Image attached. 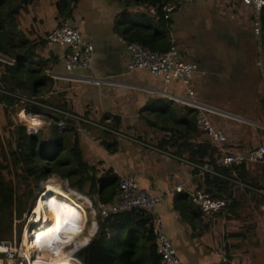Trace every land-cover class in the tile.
<instances>
[{"label": "crops", "instance_id": "1", "mask_svg": "<svg viewBox=\"0 0 264 264\" xmlns=\"http://www.w3.org/2000/svg\"><path fill=\"white\" fill-rule=\"evenodd\" d=\"M55 1L32 0L25 12L18 14L17 21L22 32L38 42L37 52L55 60L53 66L59 68L62 48L39 39L41 31L47 29L44 26L52 28L58 23ZM33 9L40 20L45 19V25L40 23L41 29L35 32L30 26L34 21L30 19ZM120 12L121 6L114 0H78L72 15L74 20H82L80 31L93 48V63L87 72L93 76H113L119 84L96 86L81 81H54L51 92L53 100L73 114L100 121L112 117L109 127L117 131L113 136L96 126L85 125L79 138L83 158L95 164L99 172L110 169L118 178L132 173L139 187L150 193H163L157 213L182 264H264V195L253 189L264 188V166L245 162L228 169L223 178L228 181L225 188L230 202L210 217H203L197 209L195 213L183 208L186 200L180 197H186L190 188L207 189L205 178L196 174L191 162L175 155L174 147L162 149L158 144L163 140L170 142V129L178 126L175 119L182 120L188 109L195 117V110L140 88L184 92L177 80H164L145 70H127L128 54L118 41L120 31L124 25L143 23L152 16L145 6ZM171 20L173 40L175 36L183 38L177 30L181 20L196 28L193 46L196 39L202 41L203 30L208 28L210 32L209 42L197 48L203 50L201 53L196 54L189 43L180 44L181 48L176 46L180 57L195 61L205 71L196 73L192 80L196 97L230 115L211 116L212 122L224 130L228 150L246 152L252 146L264 144V6L260 10L258 35L253 32L251 8L241 0L180 3ZM153 22L155 27V19ZM172 115L175 119L169 120ZM114 119L117 123L113 125ZM163 125L168 129H161ZM108 136L114 142L113 150L106 146ZM196 138L208 141L200 131L188 140ZM234 175L246 186L230 181L229 177ZM175 185H182L183 190L169 191ZM175 206L181 210L177 211ZM191 206L195 208L193 203Z\"/></svg>", "mask_w": 264, "mask_h": 264}, {"label": "trees", "instance_id": "2", "mask_svg": "<svg viewBox=\"0 0 264 264\" xmlns=\"http://www.w3.org/2000/svg\"><path fill=\"white\" fill-rule=\"evenodd\" d=\"M114 1L121 6L120 13L124 14L139 6H153L159 13L161 4L168 0ZM31 2L0 0V55L4 59L0 60V105L6 115V126L0 142V239L10 236L13 216H22L33 195L32 188L48 175L66 179L72 188L87 195L97 207L110 202L118 191V176L113 171L107 169L99 172L95 164L83 158L80 134L73 125V119L54 113L49 117L48 126H40L33 131H28L24 124L13 120L23 105L29 109L39 108L30 101H22V96L65 109V105L53 100L51 92L54 80L45 74L55 60L37 52L38 42L27 37L17 21L18 14L25 12ZM77 2L55 1L57 24L73 17ZM153 19L148 17L143 23L124 25L120 37L153 51L166 50L172 42L171 17L155 20V27ZM188 112L182 120H176L172 115L169 120L175 119L174 123L178 126L170 129V142L163 140L158 147H174L175 155L191 163H213L218 153L210 142L198 141L197 138L195 141L188 140L199 133L194 112L191 109ZM61 119L66 120L67 127L59 130L57 122ZM116 123L114 119L112 124ZM160 128L168 129L165 125ZM108 140L106 146L113 150L112 137L108 136ZM228 169L231 167L217 168L222 174L229 173ZM203 176L206 191L214 196L230 198L225 188L227 180L208 173ZM216 184L222 187L217 188ZM180 198L186 200L183 202L184 209L196 213L197 208H192L190 199L184 196ZM175 209L180 211L181 207L175 206ZM98 220L97 231L88 244L76 253L82 264H163L155 250L148 214L131 210L109 214Z\"/></svg>", "mask_w": 264, "mask_h": 264}, {"label": "built area", "instance_id": "3", "mask_svg": "<svg viewBox=\"0 0 264 264\" xmlns=\"http://www.w3.org/2000/svg\"><path fill=\"white\" fill-rule=\"evenodd\" d=\"M194 0H168L161 4L160 11L156 10L153 6L146 7L148 13L158 20L169 19L172 13L176 10L178 4L191 2ZM244 5L251 8L252 12V26L253 32L258 35L260 33V10L264 6V0H241ZM82 20L66 19L59 24H56L50 30H48L44 36V39L49 45H57L62 48L60 54L61 66H52L45 70V74L51 77L54 81H81L85 83H91L96 86L100 84H119L113 76H93L87 71L91 69L93 63V48L91 43L82 35L80 31L79 24ZM118 41L123 45L127 54V70H145L148 73L159 76L164 80H177L184 87L183 93L171 92L166 89H157L150 86H143L140 88L147 89L146 91L153 93H160L163 96L169 97L179 104L192 108L195 110V126L197 129L204 134L208 141L217 150V155L213 163L203 162L201 164L191 163L192 167L196 171L197 175H204L208 173L210 175H216L224 177V174L220 173L217 168L219 167H235L245 162L258 163L264 166V144L255 145L249 148L246 152H231L226 146L227 137L222 129L217 124L212 122L211 116L218 115L221 117H229L230 115L196 97V93L192 87V80L196 73L205 74L204 70H201L199 65L189 59H184L179 56L178 49L174 40L172 39L171 44L164 51H153L147 47H144L136 42H129L122 37H118ZM0 60L2 57H0ZM34 103L33 101H31ZM37 106L41 108H49L52 113L63 114L64 117H71L74 119L78 126L80 125H92L98 128L104 129L111 134H117V131L109 127L112 121L111 116L104 117L102 121L100 120H89L84 116L77 114H69L65 111L44 105L37 102ZM27 109L26 116L32 114L31 109ZM25 110V109H23ZM29 111V112H28ZM23 113V111L20 112ZM21 117V116H20ZM65 120V119H64ZM63 119L57 122L59 128L66 127L63 123ZM64 121V122H63ZM26 126L28 131H33L38 127L30 126L26 123H22ZM78 127L77 130H81ZM61 130V129H60ZM84 131V128H83ZM229 177V176H228ZM234 184L243 187L246 186L242 180H240L237 175L229 177ZM60 188V186H58ZM61 189V188H60ZM257 193L264 195V188H253ZM42 190V189H39ZM62 191L66 192L70 199L75 202H79L83 205L80 199L87 201V206L83 205V217H85V207H88L90 214L95 218L96 215L100 218H104L109 214L121 213L125 211L137 210L139 213L149 215V225L151 227L154 246L157 254L163 264H182L176 248L171 243L168 238L162 219L157 213V207L163 199V193H150L147 189L139 187L137 183V178L135 174L126 173L118 178V191L113 199L97 209L94 207L93 203L82 192H79L73 188L67 187V189ZM182 185H175L169 189V191H182ZM47 191L42 190L38 192L35 198L34 204L31 206L29 211L23 216V224L21 227V234L19 240L17 239H0V264H30L29 259L38 256L39 251L46 250L49 254L47 257L53 254H57L56 250H61L62 252H68L74 259L73 262L77 264H82L81 260L76 256V253L85 247L90 238L88 232L85 233L84 226L81 230L71 239H66V234L59 236V239H52L45 241L42 239L37 245L33 252L27 250L26 241H32L30 238L32 231L38 228V222L42 223L36 219V212L34 211V205L36 202L44 200V196ZM51 192V191H49ZM186 197L194 204V206L201 212L202 216L205 218L210 217L215 212L224 209L230 202V198L224 196H214L210 192L202 188H190L186 192ZM56 206V203L45 204L43 207L49 209V206ZM84 219V218H83ZM85 222V221H84ZM94 229L97 230L98 225L96 220L92 221ZM68 232V230H66ZM68 235V233H67ZM64 236V237H63ZM62 241H60V239ZM81 238V239H80ZM58 248L55 250L50 249L48 245L52 243H60ZM71 245L68 250L65 248ZM40 255H42L40 253Z\"/></svg>", "mask_w": 264, "mask_h": 264}, {"label": "rangeland", "instance_id": "4", "mask_svg": "<svg viewBox=\"0 0 264 264\" xmlns=\"http://www.w3.org/2000/svg\"><path fill=\"white\" fill-rule=\"evenodd\" d=\"M38 4V3H37ZM49 6V5H48ZM35 9V8H34ZM32 10V12H33V15L30 17V19L32 20V18H34V21H32L31 22V30L33 31V32H35V30L36 31H38V30H40L41 29V27L39 26V24L41 23V26H44L45 24H44V20H40L39 18H38V15L36 14V11L35 10ZM128 15H132L131 13L130 14H128ZM133 16V15H132ZM141 16H136V19H141L140 18ZM40 20V21H39ZM179 21H180V19H178ZM179 26L177 27V30H178V32L179 33H182L183 35L181 36V37H183L182 38V40L179 38H177L176 36L175 37H173L174 38V43L179 47V48H181V46H180V44L182 45V44H187L188 45V43L193 47V49H194V51H195V53L197 54V53H201V52H203V50H197V48H198V46L199 45H201V44H207L208 42H209V40H210V32H209V30H208V28H206L205 30H203L202 32H201V39H202V41H198V39H196V46H193V42H194V38H193V36H194V31L196 30V28H194L193 26H191V27H189L188 26V22L186 21V20H181V24H178ZM40 28V29H39ZM44 29H46V30H42L41 31V35H40V37H39V39H40V41L41 42H43V40H44V35H45V32H47L48 30H50L51 29V27L49 26V27H43ZM45 31V32H44ZM184 33H186L187 34V36H189V37H187V36H185L184 35ZM43 36V37H42ZM45 41V40H44ZM202 42V43H201ZM42 44V43H41ZM187 45H185V46H187ZM43 46V45H42ZM187 48V47H186ZM40 49V48H39ZM42 51L45 53V50H43V48H42ZM41 51V52H42ZM205 51H207V49L205 50ZM187 52V51H186ZM190 57V59H193L194 57L192 56V55H189ZM0 57H2L1 55H0ZM193 87V86H192ZM194 89V88H193ZM147 90V89H146ZM161 90V89H160ZM155 95H159V96H161V94L159 93H154ZM54 96V95H53ZM163 96V95H162ZM199 99V98H198ZM21 100L22 101H33L34 102V104L35 105H37V102H39V101H37V100H35V99H32V98H28V97H21ZM24 107H22L14 116H13V120H16V121H18L19 123H26V124H28V125H30V126H34V127H42V126H48L49 124H50V118H51V116H52V114H54V113H52L51 112V110L49 109V108H44V109H38V108H34V109H31V111L30 112H32V114H29V115H27V117H25V113H27V107L25 106V105H23ZM23 109H25V110H23ZM61 110H63V109H61ZM21 111H23V113H21V115H20V112ZM63 111H65L66 113H69V114H72V112L71 111H69L68 109H64ZM29 112V111H28ZM21 116V117H20ZM50 117V118H49ZM67 118H71V117H67ZM72 119V118H71ZM64 120V119H63ZM65 121V122H64ZM63 122V125L65 126L66 125V127H67V122H66V120H64ZM6 124V115H5V113H4V111H3V108H2V106L0 105V142H2V131H3V129L5 128V125ZM73 125H74V127L75 128H78V127H81L82 129L81 130H78V132H79V134H80V136H82L83 135V128L85 127V126H83V125H80V126H78L77 125V123H76V121L73 119ZM66 127H63V128H66ZM57 128L60 130V129H63V128H59L58 126H57ZM98 129H100L101 130V128H98ZM104 132H107V133H109L108 131H105L104 129H102ZM109 136H113V134H111V133H109ZM81 147V146H80ZM83 155V154H82ZM48 184H50V185H57V186H60V188L61 189H63V190H65V189H67V187H69V188H72L70 185H69V183H68V181L66 180V179H62V178H59V177H57V176H55V175H48L45 179H43V180H41L38 184H37V186H35V187H33L32 188V192H33V195L31 196V198H30V200H29V203H28V207L26 208V210L22 213V216L20 217V218H17L16 216H13V221H12V229H11V233H10V236L8 237V238H6V239H10V240H12V239H17V240H19V236H20V234H21V227H22V224H23V216H24V214L25 213H27L28 211H29V209L31 208V206L34 204V201H35V198L37 197V195H38V192H40V191H42V190H46V191H48V188H47V186H48ZM39 189H42V190H39ZM74 189V188H73ZM49 194V193H48ZM84 196H86V195H84ZM87 198H88V196H86ZM90 199V198H89ZM91 200V199H90ZM80 201H81V203L84 205V206H87V201H85L84 199H80ZM92 202V201H91ZM94 205V204H93ZM34 207H35V205H34ZM94 207H95V205H94ZM96 209H97V206L95 207ZM82 214H81V218H80V220H81V222H82ZM84 219V231H85V233H87L88 232V234H89V237L94 233L95 234V232L97 231L96 229H94V226L92 225V221H95L96 220V222H97V225L99 224V218L100 217H98V215H96L95 216V218L90 214V212H89V209H88V207H85V217H83ZM81 230V229H80ZM79 230V231H80ZM78 233V232H77ZM26 244V243H25ZM71 245H68L65 249L66 250H68L69 249V247H70ZM39 253H42V255H43V252H39ZM44 257V256H43ZM46 257H47V255H46ZM50 258L51 257H54V255L53 254H51L50 256H49ZM48 258V257H47ZM49 259V258H48Z\"/></svg>", "mask_w": 264, "mask_h": 264}, {"label": "bare ground", "instance_id": "5", "mask_svg": "<svg viewBox=\"0 0 264 264\" xmlns=\"http://www.w3.org/2000/svg\"><path fill=\"white\" fill-rule=\"evenodd\" d=\"M47 188L48 191L43 197L44 200H41V197L39 199L40 201L35 203L34 211L37 214L36 219L39 221L42 220V223L38 222V225L41 224V226L32 231L30 236L32 241H26L27 250L30 252L35 250L42 239H45V241L51 240V243L53 241L52 239L57 237L55 239L57 240L59 236L63 234H66V239H71L85 224L83 216L82 222L80 220L81 214L83 215L81 211V209L83 210L84 208L83 205L70 199L69 195L62 191L57 185L48 184ZM51 203H56V206L51 205L49 209L43 207V205ZM66 230H68V232H66ZM62 239L63 238H61L60 241H62ZM61 243L62 242L56 244L52 243V245H48V247L56 250ZM39 252H43V255L39 253L38 256L30 258V264H77L73 262L74 259L68 252L56 250L57 254L49 259L46 257V255L49 254L46 250Z\"/></svg>", "mask_w": 264, "mask_h": 264}, {"label": "clouds", "instance_id": "6", "mask_svg": "<svg viewBox=\"0 0 264 264\" xmlns=\"http://www.w3.org/2000/svg\"><path fill=\"white\" fill-rule=\"evenodd\" d=\"M44 105H45V104H44ZM39 108H40V107H39ZM39 108H38V109H39ZM28 109H29V108H28Z\"/></svg>", "mask_w": 264, "mask_h": 264}]
</instances>
